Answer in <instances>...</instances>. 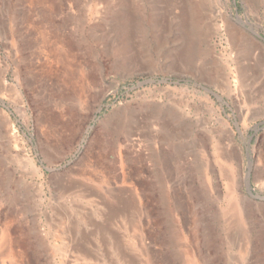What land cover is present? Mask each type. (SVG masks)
I'll list each match as a JSON object with an SVG mask.
<instances>
[{
    "label": "rangeland",
    "instance_id": "obj_1",
    "mask_svg": "<svg viewBox=\"0 0 264 264\" xmlns=\"http://www.w3.org/2000/svg\"><path fill=\"white\" fill-rule=\"evenodd\" d=\"M180 1L0 0V264H264V0Z\"/></svg>",
    "mask_w": 264,
    "mask_h": 264
},
{
    "label": "bare ground",
    "instance_id": "obj_2",
    "mask_svg": "<svg viewBox=\"0 0 264 264\" xmlns=\"http://www.w3.org/2000/svg\"><path fill=\"white\" fill-rule=\"evenodd\" d=\"M181 1H182V0H181ZM181 1H180V2H181ZM183 1H184V0H183ZM116 3H117V2H116ZM181 5H183V4H181ZM181 5H180V6H181ZM185 5L187 6L188 4H185ZM202 5H203V4L201 3V4H200V7H201V9L203 10ZM191 10H192V8H191ZM184 12H185V11H184ZM186 12H187V11H186ZM247 48H248V47H247ZM216 149H217V148H216ZM216 153H217V152H216ZM220 157H221V156H220ZM223 158H224V157H223Z\"/></svg>",
    "mask_w": 264,
    "mask_h": 264
},
{
    "label": "water",
    "instance_id": "obj_3",
    "mask_svg": "<svg viewBox=\"0 0 264 264\" xmlns=\"http://www.w3.org/2000/svg\"><path fill=\"white\" fill-rule=\"evenodd\" d=\"M263 39V38H262ZM264 40V39H263Z\"/></svg>",
    "mask_w": 264,
    "mask_h": 264
}]
</instances>
